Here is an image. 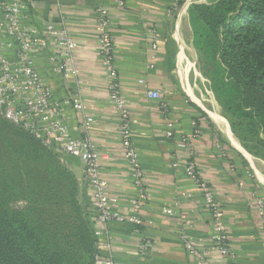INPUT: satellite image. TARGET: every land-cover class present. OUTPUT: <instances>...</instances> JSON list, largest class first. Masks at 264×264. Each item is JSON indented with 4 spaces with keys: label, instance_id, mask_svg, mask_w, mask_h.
Segmentation results:
<instances>
[{
    "label": "crops",
    "instance_id": "crops-1",
    "mask_svg": "<svg viewBox=\"0 0 264 264\" xmlns=\"http://www.w3.org/2000/svg\"><path fill=\"white\" fill-rule=\"evenodd\" d=\"M21 2L26 24L40 26L44 22L62 20L77 43L73 56L78 75L63 78L53 72L49 60L51 49L34 52L33 56L54 98L72 96L74 91L80 93L82 110H75L72 104H64L62 118L71 136H87L92 142L99 155L100 176L107 181L109 192L117 197L114 208L124 218L104 224L94 221L95 230L100 231L97 256L110 260L112 264H196L183 246L181 233L198 239L204 247L208 244L209 212L199 192L185 182L180 169L173 167L175 144L163 138L160 102L147 97L148 91L159 90L162 101L170 109L176 136L190 133L191 121H196L201 129L200 136L193 142L198 174L215 189L222 204L235 264H264V232L259 227L254 206L256 196L264 200V182L259 180L255 166L248 164L239 154L227 151L226 159L219 157L215 144L222 142L216 138L212 128L197 117L195 108L174 85L168 73L166 39L172 25L175 0H125L122 9H116L112 0ZM99 4L108 7L111 13L115 65L128 104L132 140L147 193V199L138 212L131 207L136 192L131 183V168L122 155L116 134V111L107 96L99 56L94 50L97 42L94 10ZM151 27L156 29L159 42L156 60L153 67L148 68L146 32ZM85 115L92 116L96 123L86 127ZM73 159L77 161L78 169L80 167L79 181L82 166L78 159ZM82 186L84 199L90 204L89 188L85 184ZM164 209L172 213H163ZM133 214L140 218L139 224L128 220ZM146 241H149V251L141 254L139 244ZM217 257L212 256L211 263L218 261Z\"/></svg>",
    "mask_w": 264,
    "mask_h": 264
},
{
    "label": "rangeland",
    "instance_id": "rangeland-1",
    "mask_svg": "<svg viewBox=\"0 0 264 264\" xmlns=\"http://www.w3.org/2000/svg\"><path fill=\"white\" fill-rule=\"evenodd\" d=\"M228 2L175 0L166 67L197 117L212 128L228 152L254 165L264 182V102L223 64L220 53ZM207 111L220 116L226 127ZM79 169L75 159L0 117V227L11 231L10 225L15 228L21 220L27 229L21 237L14 230L9 241L0 238L4 264H45L47 255H52V264H90L92 221L78 182Z\"/></svg>",
    "mask_w": 264,
    "mask_h": 264
},
{
    "label": "built area",
    "instance_id": "built-area-1",
    "mask_svg": "<svg viewBox=\"0 0 264 264\" xmlns=\"http://www.w3.org/2000/svg\"><path fill=\"white\" fill-rule=\"evenodd\" d=\"M116 9H122L125 0H112ZM24 5L21 0H0V117L20 129L25 134L42 145L54 148L79 160L82 166L80 184L89 188L90 207L94 212L93 220L99 223L121 221L123 216L114 208L117 197L109 192L107 181L99 173V155L90 139L75 138L70 135L62 118V106L72 104L75 110H82V101L78 91L72 96L53 97L51 87L39 73L35 64L34 52L51 49L49 60L53 72L63 78L78 75L73 51L77 43L64 26L58 22H44L40 26L28 25L23 20ZM94 30L97 42L94 50L99 56V66L104 78L107 96L116 111V134L122 149V155L131 168V183L136 192L131 200V207L138 212L140 205L147 199L143 183V172L139 162L136 146L132 140L131 120L128 104L122 93L119 74L115 65L114 43L110 32L111 13L109 8L99 4L95 8ZM148 45L147 56L152 68L158 50V34L151 27L146 32ZM147 97L160 102L162 120L164 123L163 138L172 140L175 150L172 153L173 167L181 170L185 182L201 195L202 201L209 212L210 236L204 247L199 240L181 233V240L187 254L196 260V264H235V258L230 251L229 235L224 222V210L216 197L215 189L200 178L196 166L197 152L193 146L201 129L196 121H191V132L176 136L175 124L170 118V109L162 101L159 90L148 91ZM96 123V120L85 115L86 127ZM215 148L221 159L228 154L224 145L216 142ZM230 166V165H229ZM187 196H190L187 194ZM254 206L259 219V227L264 232V200L260 196L254 199ZM163 213L171 214L168 209ZM128 220L134 224L140 223V218L133 214ZM189 223L186 221V224ZM99 236L100 231H95ZM149 251V241L139 244V252ZM212 256H218V261H210ZM94 264H112L110 260L95 257Z\"/></svg>",
    "mask_w": 264,
    "mask_h": 264
},
{
    "label": "trees",
    "instance_id": "trees-1",
    "mask_svg": "<svg viewBox=\"0 0 264 264\" xmlns=\"http://www.w3.org/2000/svg\"><path fill=\"white\" fill-rule=\"evenodd\" d=\"M228 5L220 28V53L223 64L250 88L256 98L264 102V0H229ZM88 205V216L92 221L90 226L93 231L92 249L88 260L90 264H94L100 238L94 234V231H97L94 227V212L89 203ZM15 224V228L10 225L11 231L0 227V238L9 241V236L14 230L20 237L26 233V226L21 220ZM1 250L2 242L0 264H4ZM51 256H46L45 264H52ZM25 257L26 255H23L24 260ZM26 260L29 261V258Z\"/></svg>",
    "mask_w": 264,
    "mask_h": 264
},
{
    "label": "bare ground",
    "instance_id": "bare-ground-1",
    "mask_svg": "<svg viewBox=\"0 0 264 264\" xmlns=\"http://www.w3.org/2000/svg\"><path fill=\"white\" fill-rule=\"evenodd\" d=\"M188 4H189V2L187 1V2H185V4L182 6V8H181V11H180V14H182L184 11H185V9L187 8V6H188ZM175 32V31H174ZM177 33V32H176ZM182 38V37H181ZM179 43V42H178ZM179 45V48H180V53L182 54V48H181V46H180V44H178ZM185 55V54H184ZM185 57V56H184ZM188 88V87H187ZM188 91H189V94L192 96V94L190 93V90L188 89ZM194 98V97H193ZM208 113H209V115L214 119V120H217L219 123H221V124H223L225 127H226V125H225V123H224V120L220 117V116H218L217 114H215V113H212V112H209L208 111ZM228 129V128H227ZM237 142V141H236ZM234 145H237L236 143H234ZM239 149H241L239 146H237ZM241 151H243L242 149H241ZM245 156H247L248 157V155L245 153ZM248 159H250L251 160V158H249L248 157Z\"/></svg>",
    "mask_w": 264,
    "mask_h": 264
}]
</instances>
